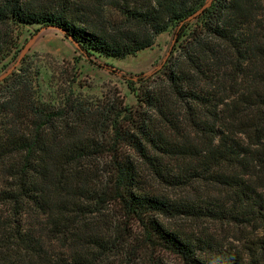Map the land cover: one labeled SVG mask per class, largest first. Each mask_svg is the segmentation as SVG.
I'll use <instances>...</instances> for the list:
<instances>
[{
    "label": "trees",
    "instance_id": "obj_1",
    "mask_svg": "<svg viewBox=\"0 0 264 264\" xmlns=\"http://www.w3.org/2000/svg\"><path fill=\"white\" fill-rule=\"evenodd\" d=\"M29 25L90 61L175 27L180 53L155 79L128 78L135 110L73 92L50 105L23 66L0 83V264H264V236L228 247L162 222L264 226V0H0V26Z\"/></svg>",
    "mask_w": 264,
    "mask_h": 264
},
{
    "label": "rangeland",
    "instance_id": "obj_2",
    "mask_svg": "<svg viewBox=\"0 0 264 264\" xmlns=\"http://www.w3.org/2000/svg\"><path fill=\"white\" fill-rule=\"evenodd\" d=\"M194 25L193 22L191 26L194 28ZM0 43L6 48V54L8 53L0 61V83L11 77L15 69L23 66L33 74L36 72V97L53 106L63 105L73 92V98L81 101L101 104L120 100L128 108L139 109V93L130 88L128 78L143 75L155 79L162 66L174 61L180 53L175 27L159 35L152 48L125 59H106L94 55L90 61L59 29L41 28L38 25L20 28L0 26ZM137 88L142 89L140 86ZM144 178L150 189L163 193L170 199L179 198V190L163 182L151 180L146 172ZM162 222L172 229H180L197 236L205 233L228 247H241L242 238L264 236V226L259 224L237 227L210 221L164 218ZM53 245L57 249L60 247L58 241ZM152 256V262L156 264H182L181 260L169 253H155ZM118 260L117 257L110 259L115 264ZM147 262L148 259L141 256L131 264H148Z\"/></svg>",
    "mask_w": 264,
    "mask_h": 264
}]
</instances>
